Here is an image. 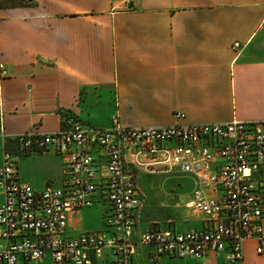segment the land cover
Returning a JSON list of instances; mask_svg holds the SVG:
<instances>
[{"label":"crops","instance_id":"0c3cea01","mask_svg":"<svg viewBox=\"0 0 264 264\" xmlns=\"http://www.w3.org/2000/svg\"><path fill=\"white\" fill-rule=\"evenodd\" d=\"M0 8L4 151L17 160L22 182L40 192L61 187L63 162L54 152L22 153L14 137L59 131L79 121L108 128L118 116L128 127L168 126L183 113L193 124L233 120L264 123V0H27ZM241 46L235 48V44ZM143 175L139 172L138 185ZM171 175L192 186L188 194L142 191L134 241L150 229H203L207 218L191 203L195 177ZM4 196L0 193V206ZM108 202L69 216L67 236L103 231ZM4 243L0 239V245ZM91 264L116 258L88 253ZM53 264L47 254L41 261ZM131 264H227L224 253L204 259L158 255L138 245ZM244 264H264L256 244H244Z\"/></svg>","mask_w":264,"mask_h":264},{"label":"built area","instance_id":"2783aa9c","mask_svg":"<svg viewBox=\"0 0 264 264\" xmlns=\"http://www.w3.org/2000/svg\"><path fill=\"white\" fill-rule=\"evenodd\" d=\"M239 43L235 48H239ZM9 76L0 61V134L3 83ZM22 153L54 152L63 162L61 187L36 191L19 178L16 157L4 151L0 168V264L41 261L91 264L88 253L113 264H131L138 245L155 246L158 255L204 259L224 253L227 264H244V244L253 241L264 255V123L233 120L193 124L177 113L168 126L128 127L118 116L108 128L76 121L53 133L31 130L13 138ZM140 170L178 171L196 178L191 208L207 218L203 229L172 232L150 229L137 241L136 212L142 206ZM109 204L106 228L67 236L69 216Z\"/></svg>","mask_w":264,"mask_h":264},{"label":"rangeland","instance_id":"374dc122","mask_svg":"<svg viewBox=\"0 0 264 264\" xmlns=\"http://www.w3.org/2000/svg\"><path fill=\"white\" fill-rule=\"evenodd\" d=\"M10 1L16 2L18 5H30L27 0H0V4H10ZM139 186L146 196L156 193L163 196L168 193H178V195L184 196L192 188L191 184L185 180L181 181L171 175H162L160 173L154 175L142 174Z\"/></svg>","mask_w":264,"mask_h":264},{"label":"trees","instance_id":"16d2710c","mask_svg":"<svg viewBox=\"0 0 264 264\" xmlns=\"http://www.w3.org/2000/svg\"><path fill=\"white\" fill-rule=\"evenodd\" d=\"M26 1V0H24ZM19 6L16 2L10 1V4H0V8H4V7H17Z\"/></svg>","mask_w":264,"mask_h":264}]
</instances>
